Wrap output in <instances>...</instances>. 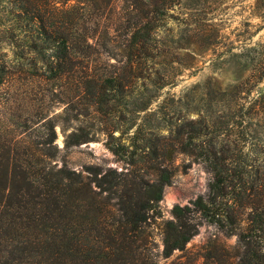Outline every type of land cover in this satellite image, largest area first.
I'll return each mask as SVG.
<instances>
[{
	"label": "trees",
	"instance_id": "16d2710c",
	"mask_svg": "<svg viewBox=\"0 0 264 264\" xmlns=\"http://www.w3.org/2000/svg\"><path fill=\"white\" fill-rule=\"evenodd\" d=\"M112 1L46 0L43 6L39 0H0V85L28 66L37 78L82 94L87 109L110 117L103 144L123 165L69 167L60 151L92 139L80 124L65 134L61 148L53 142L52 119L46 120L45 147L14 131L1 133L0 264H193L197 257L217 264L215 252L185 248L201 222L235 236L234 252L222 249L235 260L227 264H264V150L246 148L242 124L250 117L264 120V90L245 104L216 89L226 102L215 101L209 113L194 118L179 114L178 106L151 108L145 91L168 83L154 68L159 24L153 14L165 0L142 2L116 46L110 28L100 25ZM255 45L263 48L251 69L260 74L264 39ZM97 55L114 59L101 73L91 69ZM124 105L135 107L121 126ZM183 155L202 162L210 179L203 194L174 203L163 219L162 190L179 167H187L176 163ZM157 219L159 254L149 231ZM174 251V259L159 262Z\"/></svg>",
	"mask_w": 264,
	"mask_h": 264
},
{
	"label": "rangeland",
	"instance_id": "374dc122",
	"mask_svg": "<svg viewBox=\"0 0 264 264\" xmlns=\"http://www.w3.org/2000/svg\"><path fill=\"white\" fill-rule=\"evenodd\" d=\"M23 1L28 3L31 0ZM146 1H112L100 19V25L110 28L114 46L125 37L128 20L140 14L142 2ZM38 3L45 6L46 0ZM153 19L159 24L155 32L158 64L154 68L168 83L157 90L149 86L145 91L144 96L152 98L151 108L160 103L169 112L171 107L178 106L181 108L179 114L187 113L188 118H194L199 112L209 113L216 106L215 101L219 104L226 102L217 98L216 89H224L228 93L225 98L230 97L231 102L245 104L252 102L258 92L264 90V73L251 69L257 64L263 48L256 46L255 42L262 43L264 39V0H165L158 13L153 14ZM114 46L113 52H118ZM110 62H114L112 57L106 60L103 55H97L91 69L101 73L108 69L107 63ZM134 107L124 105L125 121L121 126L130 120L129 111ZM72 114L77 115L76 120L72 119ZM66 115L69 116L68 121H64ZM47 119L54 122L53 142L59 148L65 134L79 124L92 136L89 141L60 151L69 167L79 170L82 164L92 163L123 169L121 161L103 144L102 129L110 117L104 111L95 113L87 109L82 94L68 91L63 82H45L37 78L28 66L22 72L13 73L7 83L0 85V134L14 131L32 146L45 147ZM242 124L248 130L246 148L264 150V120L250 117ZM118 133L114 131L115 135ZM53 162L60 164L61 161L56 159ZM177 162L187 164V167H179L170 183L163 187L158 203L163 219L169 217L168 210L174 203L182 205L203 194L210 179V173L202 162L184 155L178 156ZM149 229L155 251L159 254L160 219ZM234 244V235H225L214 225L201 222L185 243V248L215 252L219 257L217 264H227L235 260L226 259L222 249L232 254ZM177 254L174 251L159 262L167 263ZM193 264L209 263L197 257Z\"/></svg>",
	"mask_w": 264,
	"mask_h": 264
}]
</instances>
